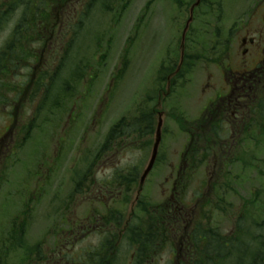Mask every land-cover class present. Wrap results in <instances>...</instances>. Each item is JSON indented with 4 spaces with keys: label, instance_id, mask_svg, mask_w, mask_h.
<instances>
[{
    "label": "rangeland",
    "instance_id": "1",
    "mask_svg": "<svg viewBox=\"0 0 264 264\" xmlns=\"http://www.w3.org/2000/svg\"><path fill=\"white\" fill-rule=\"evenodd\" d=\"M195 1L132 0L119 20L115 18L116 10L113 11L116 14L103 15L99 31L104 48L95 49L96 45L91 43L94 40L90 41L92 34H86L88 39L84 38L86 41L77 46L79 56L85 57V61L89 60V67L96 68L97 74L87 69L90 78L84 77L77 93L72 91L70 99L56 107L51 104L58 90H52L48 97L45 87L37 89V80L42 73L47 74V81L57 73L61 54L67 50L72 38L63 24L61 33L65 41L62 44L57 42L58 35V39L52 36L46 47L32 46L41 56L39 62L30 59L19 68L12 67L13 72L9 75L0 76V134L6 131L12 120L16 121L17 127L13 140L8 135V139L17 147L0 181L2 237L13 230L15 220L17 226L21 225L16 214L24 211L27 213L26 237L23 235L25 246L35 247V252L42 259L41 264H61L66 253L72 252L78 260V254L80 257L88 254L105 237L103 230L92 229L82 233L74 240V245L71 244L73 241L68 242L71 240L68 237L75 219L84 221L85 217L94 214L104 216L107 210L120 212L122 217L118 219V227L121 228L120 232H124L126 227L135 223L146 226L149 214H157L158 205L170 201L171 205L183 210L185 216L180 219L186 220L187 230H192L197 224L196 220H205L207 199L218 204V189L212 181L217 177L214 173L219 168L212 158L200 165L202 159L197 156L192 161L194 168L180 169L183 159H189L185 153L189 145L186 132L193 129L191 123L201 118L202 111L216 100L218 92L224 96L230 91L222 75L223 70L254 68L262 58L264 0H207L204 6L202 2L201 10L211 5L214 12L204 10L203 20L196 16L194 28L203 26L210 33L223 27L225 34L233 28L230 58L221 67L205 63L204 58L198 60L197 66L185 72L183 78L172 86L171 94L164 97L168 88L167 70L170 67L175 69L179 63L182 31L189 17L190 6ZM219 6L223 16L218 21ZM144 10L146 15L142 17ZM181 13L183 16L180 18ZM66 16H62L61 20L64 21ZM141 17L143 21L138 22ZM8 33L6 29L1 35L0 47ZM243 38L247 40L246 43L242 42ZM251 39L253 44L250 43ZM104 49L108 50L104 57L105 64L99 66L96 60L101 59L99 54ZM74 51L72 47V54ZM79 60H73L74 68ZM66 71L62 76L67 75ZM262 76L261 86L264 85V73ZM60 81L59 78L56 84ZM157 89L158 94L155 95ZM159 96L163 105L157 109ZM147 97L154 98L148 101V105L156 110V116L157 112L163 113L162 140L156 163L140 185V177L152 156V144L146 151H140L141 146L137 143L129 149L122 145L112 150L103 151L102 148L110 128L123 117L135 115L140 106H146ZM171 109L175 114L171 113ZM18 126L21 131H18ZM151 139L153 143L156 134ZM216 160L219 164V158ZM136 164L140 168L134 170ZM123 170L139 171L135 184L123 183L120 176ZM84 173L87 178L76 190L79 178ZM185 178L190 179L186 192L185 189L181 191L179 184V180ZM174 183L176 188L173 190ZM42 185L43 194L36 199L34 192ZM200 189H203V195L197 198L196 191ZM229 201L233 204L232 208L242 202L233 197ZM140 206L145 207L147 213ZM214 223L228 231L233 219L225 214ZM184 224L177 226L170 221L167 228L173 235L171 243H161L144 264H169L181 258L180 242L183 240L184 247L186 244V239H180ZM90 225L89 229L92 228ZM106 234L114 236L112 233ZM57 240L59 244L56 246ZM131 245L121 237L117 243L112 242L110 250L114 249L119 256L115 264H134L136 247ZM25 255L22 247L17 252L14 250L13 256L8 258L9 264H19ZM87 264L91 263L88 261Z\"/></svg>",
    "mask_w": 264,
    "mask_h": 264
},
{
    "label": "trees",
    "instance_id": "2",
    "mask_svg": "<svg viewBox=\"0 0 264 264\" xmlns=\"http://www.w3.org/2000/svg\"><path fill=\"white\" fill-rule=\"evenodd\" d=\"M206 1H202L203 6L206 5ZM131 3L132 0H0V37L6 29L9 30L0 47V76L9 75L13 72L12 67L19 68L22 63L29 62L30 59L39 62L41 56L37 48H32V46L46 47L51 37L58 39V35L57 42L62 44L65 41L61 33L63 24L72 38L67 44V50L61 54L57 73L48 81L47 74L39 75L37 89L45 87V95L48 97L52 90L57 89L58 93L51 105L56 107L64 103L70 99L72 91L77 93L84 77H88L87 69L97 74L96 68L89 67V60L85 61V57L79 56L77 46H81V43L88 39L86 34H92L90 41L94 40L91 43L96 45L95 49L98 51L104 48L99 31L102 16L116 10L115 18L119 20ZM207 6L209 7L207 9L199 8L197 12L199 19L203 20L204 10L214 12L213 6ZM116 12L113 13L116 14ZM221 14L219 6L218 21L222 19ZM65 15L67 16L62 21L61 17ZM145 15L146 10L142 13V17ZM142 17L138 22L143 21ZM197 28L193 29V34H188L189 48L190 40L193 41L192 60L184 63L179 74L192 69L185 68V64L188 63L190 66L200 54L208 62L221 64L230 50L228 45L230 35L225 34L223 27H218L209 33L207 32L209 30L202 26V36L196 38ZM232 31L231 29L230 33ZM196 41L201 42L202 45L197 44ZM72 47L75 49L73 54ZM216 50L218 53L215 52ZM107 52L108 50L104 49L102 54H99L101 59L96 60L99 66L105 64L104 57ZM78 58H80L79 63L74 68L73 60ZM66 69L67 75L62 76ZM260 77L263 76L260 74ZM59 78L61 81L57 85ZM252 86V95L246 101L250 115L245 118L243 124L232 128L222 118L215 119L217 112L204 113L205 115L203 114L201 118L191 123L193 129L190 131L191 140L187 148V155H189L187 163L188 166L194 168L195 164L192 161L197 156L202 159L200 165L206 164L210 158L215 160L219 169L214 173L217 177L212 183L218 189V204L207 199L204 206L205 220H196L197 224L192 230L186 229L187 223L184 218L180 219L181 216H185L183 210L180 211L173 204L170 210L158 205L160 207L157 210L158 213L149 214L150 218L146 226L135 223L126 227L123 238L130 242L131 246L136 247L134 264H144L158 250L157 247L161 243L167 241L171 243L173 235L167 228L170 221L176 223L177 226L185 223L183 233L180 235V239H186L185 247L183 246L185 255L174 260V264H264V85H259L258 79V82L254 81ZM153 99V97H147L144 103L146 106H140L135 115L123 117L110 128L102 148L103 151L112 150L120 145L128 149L134 148L136 143L141 146L140 151L149 149L158 121L156 110L148 105V101ZM172 111L174 109H171V113L175 114ZM228 153L231 155L228 156ZM217 158L220 160L219 164H217ZM137 168H140V165H134V170ZM83 175L79 178L76 190H79L78 187L82 186L87 178L86 173ZM138 175V170L120 172L123 183L130 185L135 184ZM189 182L190 179L187 178L179 180L181 191L184 189L185 192L187 191L186 185ZM202 190L196 191L197 198L202 197ZM231 197L235 200H242V202L232 208L233 204L229 201ZM140 207L147 213L145 207ZM108 213L109 215L103 217L107 226L116 225L119 222L118 219L122 217L120 212L108 211ZM225 214H229L233 219V225L228 231H224L214 223V220ZM168 215L170 216L169 221ZM26 232L27 223H22L10 230L6 237H0V264H9L8 258L13 256L15 247L18 249L22 247L26 251V255L19 263L29 264V260L35 256L36 252L35 247L25 246L23 235L25 236ZM112 242L111 236L105 235L99 246L88 251L89 263L102 264L104 256H109L112 251L110 250ZM182 245L183 241L180 242V246Z\"/></svg>",
    "mask_w": 264,
    "mask_h": 264
},
{
    "label": "flooded vegetation",
    "instance_id": "3",
    "mask_svg": "<svg viewBox=\"0 0 264 264\" xmlns=\"http://www.w3.org/2000/svg\"><path fill=\"white\" fill-rule=\"evenodd\" d=\"M183 14H185V12ZM183 14L181 13L180 18L183 16ZM186 22H187V20H186ZM197 36H198V32H197ZM243 42L246 43L247 40L245 38H243ZM250 43L253 44L254 41L251 39ZM263 63H264V47H263L262 58L259 60V62H257L256 66L254 68L241 69L240 71L232 70L229 72L230 75L228 73H226V71H222V75L226 78V80L228 82L227 86L230 87V91L233 93H235V92L237 93V95L235 97V100H236L235 106L236 107L242 105L241 97L246 98V96L252 91V85H253L252 79L255 77V71ZM166 79H167L168 84H170V81L172 79V75L169 73L167 75ZM218 95H220V92H218ZM249 96H250V94H249ZM15 126H16V121L12 120L11 123L9 124V126L6 128V131L4 133L0 134V181H1L2 174L7 171L9 164H10L11 156L14 153L15 148L17 147L16 143L13 144V141H10L8 139L9 134L12 136L11 139L12 140L14 139V132H16V130H17V127L15 128ZM14 128H15V130H14ZM18 131H21L20 126H18ZM103 189H105V191L107 190V188H105V187ZM38 191H39V187L36 190V198H38V195H37ZM40 192H41L40 193V196H41L43 193L42 188L40 189ZM106 210H107V208H106ZM106 212L107 213L104 214V216H100V217H97V214L96 215L94 214V216H91V217H85L84 221H79L78 219H75L74 220V226H73V224L70 226V236L68 238L71 240H68V242L73 241L71 244L74 245V242H75L74 240L81 237L82 233H88L92 229H96L95 231L104 229L106 233H112L114 236L111 237V241L116 240L118 238V235H119V239H120L121 228H119L117 226V224L116 225L111 224L108 226L105 225L103 217L109 215L108 210ZM16 216L18 218H20L21 223H23L27 220V218H26L27 215L23 212L20 214H17ZM89 223L92 225V228H90V229H89ZM98 223H99V226H98ZM74 227H75V229H74ZM72 237H74V239H72ZM58 244L59 243L57 240L55 242V245L57 246ZM56 246H55V248H56ZM66 255L68 256V260H65L66 258L62 257L63 260L61 261V264H87L89 261V259H88L89 256L86 253H84L82 257H80L78 254V256H77L78 260L75 257H73L72 252L66 253ZM118 257L119 256H117L114 249H112V251L110 252V255L106 256L104 264H106V263L107 264H115ZM41 261H42V259L40 257H38V255L36 253L34 259H32L31 264H41L40 263ZM57 264H59V262H57Z\"/></svg>",
    "mask_w": 264,
    "mask_h": 264
},
{
    "label": "water",
    "instance_id": "4",
    "mask_svg": "<svg viewBox=\"0 0 264 264\" xmlns=\"http://www.w3.org/2000/svg\"><path fill=\"white\" fill-rule=\"evenodd\" d=\"M162 119H160L159 121V125H158V129H157V136H156V142H155V146L153 148V153H152V157L151 160L147 166V168L144 171V174L142 176V182L145 180L146 176L148 175V173L150 172V170L153 168V165L155 163L156 157H157V153H158V147L161 141V126H162Z\"/></svg>",
    "mask_w": 264,
    "mask_h": 264
},
{
    "label": "bare ground",
    "instance_id": "5",
    "mask_svg": "<svg viewBox=\"0 0 264 264\" xmlns=\"http://www.w3.org/2000/svg\"><path fill=\"white\" fill-rule=\"evenodd\" d=\"M18 225V222L15 220L14 221V226L16 227ZM18 227V226H17Z\"/></svg>",
    "mask_w": 264,
    "mask_h": 264
}]
</instances>
